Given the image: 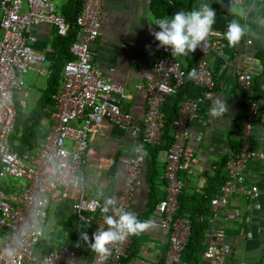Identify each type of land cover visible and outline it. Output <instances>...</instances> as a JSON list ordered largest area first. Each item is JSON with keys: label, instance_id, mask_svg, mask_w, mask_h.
<instances>
[{"label": "built area", "instance_id": "obj_1", "mask_svg": "<svg viewBox=\"0 0 264 264\" xmlns=\"http://www.w3.org/2000/svg\"><path fill=\"white\" fill-rule=\"evenodd\" d=\"M106 1L80 0L75 18V41L70 46L72 60L63 66L60 86L50 98L53 105L50 128L35 153L20 154L10 145L16 122L15 97L25 87V76L41 73L45 61L42 55L33 52L35 38L30 30L35 25L47 24L54 28L57 36L66 37L70 27L51 0H0V264H83L81 252L71 245L53 246L43 251L42 239L53 205L72 202L76 220L92 223L94 233L108 227L97 207H102L104 201L86 196L84 155L95 125L107 120L125 128L131 124L132 115L122 111L121 103L127 98L123 87L98 70L90 49L98 38ZM227 1L243 5L245 0ZM223 38L224 34L212 30L202 49L196 50L197 63L191 70L196 72L193 83L205 94L184 102L173 124L174 141L165 153L166 195L155 209L159 226L169 233L168 250L160 264H180L189 240L190 222L177 216L183 189L179 172L188 163L185 145L191 135L189 122L204 98L210 97L215 89L208 56L220 50ZM155 53L158 59L145 74L144 83L137 86L146 93V111L139 132L143 146L159 142L164 124L162 105L176 94L185 76L170 50L156 46ZM237 72V82L246 93L248 120L240 153L226 163L228 179L221 185L219 195L210 201L213 216L209 219L203 257L211 264H223L231 250L224 230L214 225L218 212L227 206L231 195L244 192L242 172L247 161L251 158L264 161V150L252 152L246 144L252 119L258 116L260 109L252 91V76L242 68ZM75 123L78 126H73ZM132 134L138 138L135 131ZM65 142L69 143L68 147ZM143 161L139 152L122 161L127 175L116 200L117 207L124 211L129 210L133 192L140 185ZM12 179L20 181V190L9 191L3 187ZM251 192L255 194L257 189L253 187ZM131 243L132 236L109 246L106 256L94 251L87 264H123Z\"/></svg>", "mask_w": 264, "mask_h": 264}, {"label": "crops", "instance_id": "obj_2", "mask_svg": "<svg viewBox=\"0 0 264 264\" xmlns=\"http://www.w3.org/2000/svg\"><path fill=\"white\" fill-rule=\"evenodd\" d=\"M51 1L60 15L74 2ZM202 3L211 4L216 9L213 30L224 34V38L220 50L208 56L215 89L210 97L204 98L188 125L191 134L185 145L188 163L179 172L183 185L179 197L182 202L181 217L186 219L195 213L199 199L210 185L212 198L219 195L221 185L228 179L226 165L220 164L225 158H235L242 149L248 115L246 93L237 82L238 68L251 74L252 91L260 105L258 116L252 119L246 144L252 152L264 150V0H245L243 5H232L227 0H191L190 11L198 9ZM155 8L156 0H107L100 17L98 38L90 46L98 70L123 87L127 98L121 103L122 111L131 113L132 121L125 128L107 120L94 126L84 155L86 196L103 201L109 197L118 199L127 175L122 161L138 152L144 158L140 185L133 192L128 211L135 213L140 221H150L152 227L132 236L123 264H160L168 250L169 233L159 226L155 211L166 195L164 173L167 150L158 154L156 173L151 176L152 168L146 158L147 145H141L139 137L146 111V93L137 86L144 83L145 74L158 59L155 53L158 41L153 33L159 29L153 28L154 21L165 18L160 17ZM232 22L239 23L245 30V36L236 46H231L225 37ZM30 35L35 38L33 52L42 55L45 61L41 73L25 76V87L17 93L16 102L24 122L33 124L36 131L33 148L27 152L32 154L37 151L51 125L49 115L53 105L51 100H44V95L51 77L57 35L54 28L47 24L33 26ZM248 41L251 43L248 44ZM188 58L195 61L196 52L189 54ZM60 83L61 74L59 86ZM218 99L226 102L227 111L214 117L211 111ZM133 131L138 138L133 136ZM242 173L244 192L231 195L227 206L218 212L214 221L215 227L224 230L231 248L223 264H264V161L249 159ZM253 187L257 189L255 194L251 192ZM6 189L20 190V183L11 184ZM206 206L208 210L200 219L207 224L208 232L209 219L213 215L210 205ZM51 210L53 207L49 212ZM207 242L208 234L199 253V264H211L203 257Z\"/></svg>", "mask_w": 264, "mask_h": 264}, {"label": "trees", "instance_id": "obj_3", "mask_svg": "<svg viewBox=\"0 0 264 264\" xmlns=\"http://www.w3.org/2000/svg\"><path fill=\"white\" fill-rule=\"evenodd\" d=\"M190 5L191 0H156L155 9L161 14L160 17H173L179 11H190ZM80 6V0H74L71 8L63 9V13L61 12L65 21L68 23L70 30L66 37L57 36L55 41V53L53 64L50 69L51 77L49 79L48 90L44 95V100L47 102H49L48 100H51V95L59 86L60 74L63 66L65 63L72 60L70 46L75 41L77 31L75 18L80 10ZM176 59L180 62L181 69L185 72L184 81L176 94L168 97L162 105L164 124L159 143L155 145H147L145 147L147 154L146 158L149 161V167L152 168L150 169L151 176H154L156 173L155 165L158 154L162 151H166L173 141V124L178 118L181 105L186 101L195 100L205 94L200 87L193 83V78H189V74L195 67L197 60H189L188 56L176 57ZM15 109L16 122L14 132L10 138V145L17 153H27L33 148V143H35L36 139V131L35 128H33V124L24 122L22 111L16 102V97ZM227 160L228 159L225 158L220 165H226ZM0 187H2L1 184ZM212 197L213 191L212 185H210L209 189L206 190L203 196L199 199V204L196 206L195 213L192 216L187 217L190 222L191 231L189 240L181 255V263L183 264H199V253L202 251L203 241L207 232V224L203 220H200V217H202L208 210V206L206 205H210ZM52 207L53 215L55 216V226L61 227L63 230L62 237L55 239L57 241L54 244L57 246L71 245L76 247L83 256V264L89 263L92 260L94 251L91 248V244L85 242L82 239V236L87 233L89 238L92 237L94 233L93 224H86L77 221L72 210V202L70 201L62 202L51 206V208ZM181 210L182 202L179 200V209L177 212L178 217H181ZM42 243L44 252L49 251V249L53 247L51 242H48L46 239V232L44 233Z\"/></svg>", "mask_w": 264, "mask_h": 264}, {"label": "clouds", "instance_id": "obj_4", "mask_svg": "<svg viewBox=\"0 0 264 264\" xmlns=\"http://www.w3.org/2000/svg\"><path fill=\"white\" fill-rule=\"evenodd\" d=\"M216 17L217 12L213 5L202 3L198 9L188 12L179 11L173 17L155 20L153 28L159 31H154L153 34L160 48L170 50L175 57L188 56L198 48L202 49L203 42L216 24ZM244 36L245 30L239 23L232 22L228 25L225 37L231 46L239 45ZM195 76L196 72L193 70L189 78ZM226 111V102L218 99L211 114L218 117ZM97 207L108 227L96 231L91 238L85 233L82 239L90 243L92 250L101 256L109 254V246L122 243L128 237L140 235L152 227L150 221H140L135 213L118 208L115 198L109 197L102 207L99 205Z\"/></svg>", "mask_w": 264, "mask_h": 264}, {"label": "rangeland", "instance_id": "obj_5", "mask_svg": "<svg viewBox=\"0 0 264 264\" xmlns=\"http://www.w3.org/2000/svg\"><path fill=\"white\" fill-rule=\"evenodd\" d=\"M64 145L66 147L69 146L68 142H65ZM15 183H20V181L16 180V179H12L10 182H6L5 183V188H7L8 186L10 187L11 184H15ZM88 198V197H87ZM55 216L53 215V211L51 210L49 215H48V219H47V224L45 227V232H46V239L48 240V242H51V244L53 246H57L56 244H54L57 240V238H61L63 235V230L61 227H57L55 226Z\"/></svg>", "mask_w": 264, "mask_h": 264}]
</instances>
